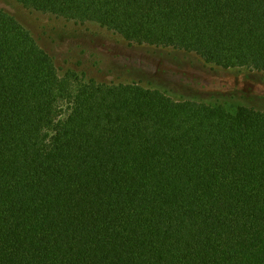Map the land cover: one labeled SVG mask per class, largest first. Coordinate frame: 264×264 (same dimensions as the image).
Wrapping results in <instances>:
<instances>
[{"label": "trees", "instance_id": "obj_1", "mask_svg": "<svg viewBox=\"0 0 264 264\" xmlns=\"http://www.w3.org/2000/svg\"><path fill=\"white\" fill-rule=\"evenodd\" d=\"M15 1L264 81V0ZM77 81L0 6V264H264V95Z\"/></svg>", "mask_w": 264, "mask_h": 264}, {"label": "rangeland", "instance_id": "obj_2", "mask_svg": "<svg viewBox=\"0 0 264 264\" xmlns=\"http://www.w3.org/2000/svg\"><path fill=\"white\" fill-rule=\"evenodd\" d=\"M0 6L14 15L37 43L50 49L59 75L70 68L77 73V82L117 84L142 80L141 85L150 86L151 82L174 100L194 99L222 105L229 111L241 104L249 105L248 96L264 95V81H253L244 68L223 69L193 53L128 45L118 34L95 22L68 21L15 0H0ZM62 58L67 62L62 63Z\"/></svg>", "mask_w": 264, "mask_h": 264}]
</instances>
